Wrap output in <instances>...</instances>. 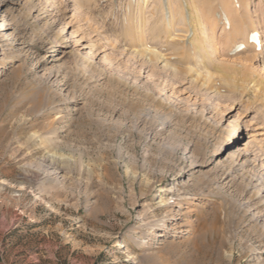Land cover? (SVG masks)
I'll return each instance as SVG.
<instances>
[{
	"label": "rangeland",
	"instance_id": "1",
	"mask_svg": "<svg viewBox=\"0 0 264 264\" xmlns=\"http://www.w3.org/2000/svg\"><path fill=\"white\" fill-rule=\"evenodd\" d=\"M93 1L0 0V264H264V0H185L219 95L130 51V2Z\"/></svg>",
	"mask_w": 264,
	"mask_h": 264
},
{
	"label": "bare ground",
	"instance_id": "2",
	"mask_svg": "<svg viewBox=\"0 0 264 264\" xmlns=\"http://www.w3.org/2000/svg\"><path fill=\"white\" fill-rule=\"evenodd\" d=\"M72 1L83 8H89L91 4H94L93 0ZM127 2L130 3L126 9L127 18L123 25L125 26L124 33L129 36L127 42L128 46L130 47V51H132L137 56H141L146 61L162 64L165 68H169L173 74H185L189 78H192V80L197 81L199 85H201L200 87H204L207 90L217 93V95L222 92L220 89V85L222 83L231 86V82L235 80L233 78V73L224 71L223 69L226 68H224L222 64L220 65L221 67L218 64H213L215 59H213L214 57L212 55L217 51L215 41L209 40L206 46L205 43L202 44V47H200V44L195 46L194 41L197 42L200 40L199 37L195 38L196 35L194 34V32H196L195 27H197V25L193 19L196 16L191 15L190 7L186 4L185 0H127ZM152 3H154V7ZM150 5L153 7V9H151L152 11L149 12L147 10ZM207 10L212 12V5L209 6ZM232 11H234L233 8ZM199 23L201 30L206 34L207 28L205 23L201 21ZM255 31H259L261 36L264 34V28L262 26L259 27V29H255L253 32ZM240 35L241 30L237 28L236 34H234L233 37L235 39ZM146 37H150L151 41L153 40V42L155 39H159V42H162L163 44L164 42L165 44L167 43L166 45H169L166 46L168 47L167 51H163V48H165V45L163 44V50L160 49V51L155 46L150 45L147 42L145 43ZM245 44L247 46L249 45L250 47H255V45L251 44L249 40H247ZM246 45L244 46L246 47ZM208 48H211V50ZM166 52L167 54H165ZM252 56L256 55L254 54ZM248 60V57H246V61ZM229 62L233 63L234 65L239 64L236 61ZM250 67L253 68L254 66L251 65ZM219 80L221 81L220 84H218ZM233 85L234 88H236V83ZM253 88L256 93H264V84L262 83H254ZM230 142L236 144V141L232 139ZM263 168L264 165L261 168L262 171ZM263 193L261 194L263 195ZM157 197L158 196H156V198ZM163 198L160 199L161 203L159 207L169 204L166 203ZM172 214L173 213L167 215L165 220L173 221L178 219ZM138 223L139 226H144L148 222H146L145 218L141 217ZM179 232L182 231L179 230ZM185 233H187V235L194 234V226H191L185 230ZM209 247L211 251L214 252V239L210 242ZM198 250L200 249L198 248ZM206 250L207 249L205 247V252L203 254H206ZM210 254L211 253H209V255Z\"/></svg>",
	"mask_w": 264,
	"mask_h": 264
}]
</instances>
